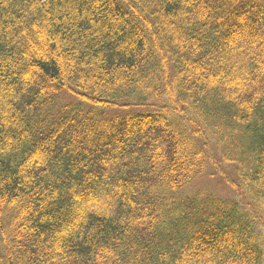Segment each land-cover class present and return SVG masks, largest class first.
Returning <instances> with one entry per match:
<instances>
[{
  "label": "trees",
  "instance_id": "trees-1",
  "mask_svg": "<svg viewBox=\"0 0 264 264\" xmlns=\"http://www.w3.org/2000/svg\"><path fill=\"white\" fill-rule=\"evenodd\" d=\"M0 264H264V0H0Z\"/></svg>",
  "mask_w": 264,
  "mask_h": 264
},
{
  "label": "rangeland",
  "instance_id": "rangeland-1",
  "mask_svg": "<svg viewBox=\"0 0 264 264\" xmlns=\"http://www.w3.org/2000/svg\"><path fill=\"white\" fill-rule=\"evenodd\" d=\"M212 181L207 178H204L202 179V181H198L194 184V186L196 188H206V189H209V190H212L214 189L213 191H215V194H217L218 196H221V197H229L230 196V192H228L224 187L220 186V184L218 185H215L214 186L212 185L211 183ZM208 187H211L212 189L208 188Z\"/></svg>",
  "mask_w": 264,
  "mask_h": 264
}]
</instances>
